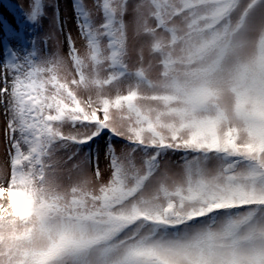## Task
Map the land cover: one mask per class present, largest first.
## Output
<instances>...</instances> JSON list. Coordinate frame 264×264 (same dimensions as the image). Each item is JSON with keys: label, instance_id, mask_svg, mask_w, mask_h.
<instances>
[{"label": "snow or ice", "instance_id": "snow-or-ice-1", "mask_svg": "<svg viewBox=\"0 0 264 264\" xmlns=\"http://www.w3.org/2000/svg\"><path fill=\"white\" fill-rule=\"evenodd\" d=\"M17 15L21 31L0 18L17 41L0 63V264H264V0Z\"/></svg>", "mask_w": 264, "mask_h": 264}, {"label": "rangeland", "instance_id": "rangeland-1", "mask_svg": "<svg viewBox=\"0 0 264 264\" xmlns=\"http://www.w3.org/2000/svg\"><path fill=\"white\" fill-rule=\"evenodd\" d=\"M67 3H71V0H66ZM43 3L46 5L47 0H43ZM23 9L24 11L29 10V0H0V18L7 20L13 29L16 31H21V26H19L18 21L20 17L17 13ZM64 8H61V15H63ZM48 27V20H43V28H37L36 32L42 33L44 29ZM26 31V30H25ZM16 47L17 41L14 39H8L3 28L0 27V63L5 59V45ZM3 127V121L0 119V128ZM97 143H102V141H97ZM93 148L96 147V144L92 145ZM103 167V164L101 165Z\"/></svg>", "mask_w": 264, "mask_h": 264}]
</instances>
